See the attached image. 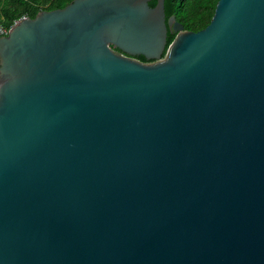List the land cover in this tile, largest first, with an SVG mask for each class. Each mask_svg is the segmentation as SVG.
I'll return each instance as SVG.
<instances>
[{"label": "water", "instance_id": "95a60500", "mask_svg": "<svg viewBox=\"0 0 264 264\" xmlns=\"http://www.w3.org/2000/svg\"><path fill=\"white\" fill-rule=\"evenodd\" d=\"M151 1L0 37V264H264V0Z\"/></svg>", "mask_w": 264, "mask_h": 264}, {"label": "trees", "instance_id": "16d2710c", "mask_svg": "<svg viewBox=\"0 0 264 264\" xmlns=\"http://www.w3.org/2000/svg\"><path fill=\"white\" fill-rule=\"evenodd\" d=\"M73 0H0V23L11 28L15 21L28 17L34 18L41 11L64 8ZM218 0H164L166 21L174 16L185 31L197 32L204 29L211 21ZM156 0L149 2L150 7ZM176 33L167 27V46ZM166 46V47H167ZM164 56V53L162 57ZM140 62H147L142 56L135 57Z\"/></svg>", "mask_w": 264, "mask_h": 264}, {"label": "built area", "instance_id": "2783aa9c", "mask_svg": "<svg viewBox=\"0 0 264 264\" xmlns=\"http://www.w3.org/2000/svg\"><path fill=\"white\" fill-rule=\"evenodd\" d=\"M16 22V21H15ZM14 22V23H15ZM10 28H6L5 26H3L1 23H0V37H4V36H7L8 32H9Z\"/></svg>", "mask_w": 264, "mask_h": 264}, {"label": "flooded vegetation", "instance_id": "af4514ba", "mask_svg": "<svg viewBox=\"0 0 264 264\" xmlns=\"http://www.w3.org/2000/svg\"><path fill=\"white\" fill-rule=\"evenodd\" d=\"M118 53H120L119 51H118ZM137 57V56H136ZM135 58V57H134Z\"/></svg>", "mask_w": 264, "mask_h": 264}]
</instances>
